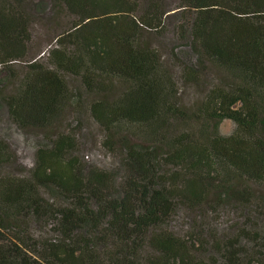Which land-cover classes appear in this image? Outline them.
<instances>
[{
    "label": "trees",
    "instance_id": "16d2710c",
    "mask_svg": "<svg viewBox=\"0 0 264 264\" xmlns=\"http://www.w3.org/2000/svg\"><path fill=\"white\" fill-rule=\"evenodd\" d=\"M27 1L0 0V111L49 145L14 176L0 141V264H209L208 251L264 264V228L226 240L172 229L181 214L196 231L226 212L264 220V0H39L65 23L18 71ZM170 26L184 50L165 55L150 36ZM181 86L201 95L184 104ZM69 107L87 110L116 168L85 170L75 135L51 138Z\"/></svg>",
    "mask_w": 264,
    "mask_h": 264
},
{
    "label": "rangeland",
    "instance_id": "374dc122",
    "mask_svg": "<svg viewBox=\"0 0 264 264\" xmlns=\"http://www.w3.org/2000/svg\"><path fill=\"white\" fill-rule=\"evenodd\" d=\"M24 5L26 13L33 16L31 24L29 26L30 39L27 45L26 54L29 59L13 62L15 69L18 71L23 70L26 66V62H29L34 56H47L46 51L56 46V40L54 36L61 30L60 24L65 23V20L58 19L56 22H50L51 18L48 16L49 10L42 8L37 9L35 5L39 3V0L35 2H26ZM157 46H159L165 55H168L175 48L184 50L181 48V44L175 40L172 26L168 31L162 35L150 36ZM178 51V50H176ZM46 54V55H45ZM177 72V69L174 70ZM8 72L0 65V77L7 78ZM73 84V82H72ZM201 92V91H200ZM182 102L184 104H190L199 98L201 93H196L191 87L181 86ZM78 113V112H77ZM74 108L69 107L64 113L63 121H59L54 126L49 127L51 131V138H56V134H73L78 139V147L74 155L78 156L85 170L90 168H98L101 170H110L116 168V161L114 156L109 153L102 145L103 132L102 130L91 120V117L86 109H83L77 114ZM236 125L230 120H226L220 126V132L222 135H231L235 132ZM55 133V135H54ZM51 140V139H50ZM0 141H3L8 145L9 149L7 153L9 157L8 163L4 164L2 172L14 176H28L30 170L35 166L36 151L39 146H48L49 139L46 137L44 129L37 128H20L15 122L9 119L7 111H0ZM46 198L50 197L46 190H43ZM214 220V217H212ZM260 217L258 220H254L253 223L248 224L242 214L239 212L229 213L226 212L221 219H215L213 224H209L207 227H201L197 231L194 229V223L183 217V214L178 216L172 223V229L180 236H193V238H208L210 234L216 233L217 236L226 240L229 237H238L243 228L249 229V231H261L264 228V220ZM51 227L41 229V224L37 222L34 226L37 233L44 236H51ZM40 228V230H39ZM54 236H57L54 234ZM254 243L248 240H242V246L244 249L252 248ZM202 252H205L202 250ZM208 255L203 256V260H207L209 264H215L218 257L211 252Z\"/></svg>",
    "mask_w": 264,
    "mask_h": 264
}]
</instances>
